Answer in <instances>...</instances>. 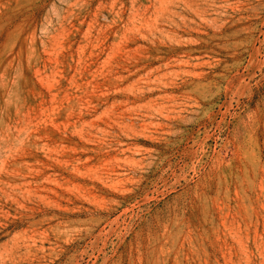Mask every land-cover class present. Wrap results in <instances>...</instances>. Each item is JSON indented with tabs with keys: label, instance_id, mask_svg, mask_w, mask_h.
<instances>
[{
	"label": "rangeland",
	"instance_id": "obj_1",
	"mask_svg": "<svg viewBox=\"0 0 264 264\" xmlns=\"http://www.w3.org/2000/svg\"><path fill=\"white\" fill-rule=\"evenodd\" d=\"M0 264H264V0H0Z\"/></svg>",
	"mask_w": 264,
	"mask_h": 264
}]
</instances>
